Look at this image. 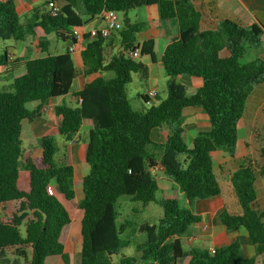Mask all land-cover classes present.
Returning <instances> with one entry per match:
<instances>
[{"label": "trees", "instance_id": "16d2710c", "mask_svg": "<svg viewBox=\"0 0 264 264\" xmlns=\"http://www.w3.org/2000/svg\"><path fill=\"white\" fill-rule=\"evenodd\" d=\"M62 1L56 17L47 7L57 0H47L44 11L34 10L22 21L13 0H0V41H23L37 35L42 52L48 53L50 34L63 44H76L74 31L85 24L83 18L114 10L123 15L124 26L118 31L122 49L105 63L106 39L94 37L83 60L88 72L103 75L74 93L81 98L79 105L55 109L60 118L57 132L66 141L74 139L85 120L92 121L85 151L90 170L77 180L71 164L56 161L59 148L54 133L42 137V156L23 159V144L34 138L32 125L42 116L45 104L73 89L78 70L71 53H48L21 62L10 60L6 49L0 52V69L6 74L26 68L9 88L0 89V204H15L10 220L0 221V264H45L51 256L71 264L65 244L72 216L64 203L82 212L79 264H115L114 257L132 245L135 253H122L120 264H181L187 258V264H255L257 256L264 255V211L257 207L256 188L258 177L264 179V146L263 162L257 170L242 164L231 175L242 213L233 215L224 209L217 216L228 231H247L255 255L243 257L240 237L215 247V253L205 248L186 250L181 238L202 221L193 211L195 202L221 194L213 154L222 151L236 158L240 152L248 99L264 84V58L243 59L250 50L261 47L264 28L225 19L215 30H202V14L192 0ZM153 5L162 20L176 22L178 32L160 44L167 98L152 104L142 96L143 102L151 105L137 111L130 104L128 84L132 74L147 79L149 71L126 53L139 50L140 57L149 55L155 61L156 51L153 40L138 44L137 34L147 24L132 22L128 13ZM192 79H198L200 85L189 94L186 81ZM33 102L38 106L28 109ZM187 108L201 109L210 124L198 131L191 143L183 135L182 118ZM160 127L168 130L162 143L152 138L153 130ZM159 167L183 194L187 208L174 197L157 198L159 184L152 170ZM50 186L54 195L49 194ZM77 189L82 192L79 200ZM121 196L162 207L163 215L156 223L138 226L137 233L146 236L144 241L136 242L135 233L126 235V223H118Z\"/></svg>", "mask_w": 264, "mask_h": 264}, {"label": "crops", "instance_id": "0c3cea01", "mask_svg": "<svg viewBox=\"0 0 264 264\" xmlns=\"http://www.w3.org/2000/svg\"><path fill=\"white\" fill-rule=\"evenodd\" d=\"M13 1L16 5L19 16L23 18V20L26 17H29L34 10L40 9L41 11H44L45 5L47 3V0ZM57 2L60 5H62L63 3L62 0H57ZM192 3L202 14V30H215L219 22L225 19L237 21L243 26H252L254 24H259L264 28V0H192ZM132 14H134V17L130 16ZM128 17L132 22L147 24V26L141 30L144 32V35L141 41H137L138 44H142L147 40H153L155 42V61L149 55L141 56L138 58V61L143 63L148 68V78H152L151 75L152 71H154V68H157L159 66L162 67L160 52L161 41L177 34V24L174 21L162 20L159 15V9L155 5L138 8L136 9V11H129ZM83 20L85 24L78 29L82 37L78 39L76 43L75 52L71 53L74 64L78 70V76L74 81L73 89L66 96L53 98L45 104L44 108H48V110L45 112L42 111V116L37 118L32 125L34 138L25 141V146L23 147L25 158L40 157L43 154V149L40 145L42 137L48 133H54L55 140L59 148L57 154L60 155V160L65 161L74 167L76 180L85 177L90 170L89 165L85 161V151L87 148L88 132L93 126L92 121L85 120L81 130L74 137V139L71 141H66L65 137L57 132V126L59 125L60 118L57 116L55 109L56 107L61 105H66L69 107H76L77 105H79V97H76L74 93L82 90L88 82L103 75L100 72H88V67L85 66V62L83 60V52L85 51L87 44L92 39H94L90 37L89 32L93 28H100L104 25L103 16L100 15L94 18L85 17L83 18ZM48 38L50 40L51 47V41L53 38H56V36L54 34H50ZM263 43L264 36L262 38V44ZM3 44H7L4 45L3 50L6 49L8 51L9 59L12 61L18 59L21 62H26L31 59L43 57L48 53L51 55L65 53L67 50H69L70 46V44H63L61 48L59 42L56 41L54 51L50 50L49 48L48 53H43L40 48L37 35L28 36L23 41H4ZM121 49L122 48L120 46L118 32H114L110 38L106 39L104 62L108 63L111 57ZM25 73V67H21L13 74H6L5 69H0V89L9 88L14 79L24 75ZM151 80H153V83L156 82V78H152ZM186 83L191 85L193 91L200 85V81L198 79L188 80ZM152 88H155L154 84L150 86L149 90ZM157 98H159V94L157 95ZM37 106L38 103L36 102L35 108ZM186 115L191 116L193 121L188 125H184L183 135L185 141L187 143H191L197 132L200 130L208 129L210 124L207 115H203L200 111H198V108L185 109L183 118ZM167 135L168 130L165 127L156 128L152 132L153 140L158 143L164 142ZM61 136L63 137L62 139ZM218 152H215L213 154L214 169H216V155ZM227 156L230 159H234L229 154H227ZM238 168L229 172L230 177ZM152 174L156 177L159 184L158 193H162L163 197L173 198L174 195L176 196L181 193L175 187V185L165 176L162 168L159 167L155 170H152ZM174 192L175 194H173ZM227 195L229 197L228 199H222L220 194L211 199L197 200L195 202L193 211H195L196 208L197 212L194 213L202 216V221L200 223H197L194 229H192L193 227H191L188 233L181 238L183 246L185 245L184 248L186 250H190L194 247L212 249L228 244L235 240L237 237H240L243 244V250L246 247L248 251L247 257L250 258L255 255L254 247L252 246L248 233L245 229L239 228L237 230L228 231L220 222H214V219L217 218L218 214L224 209L228 210V212L233 215L242 213V210L240 211L237 207L234 192L227 191ZM260 198L261 197L259 195L257 201H259ZM64 204L68 209L69 206L67 207L66 203ZM14 210V203L0 204V221H9ZM79 212L80 213L77 214V218L75 219V221L72 219L70 234L65 244V252L70 256L71 264H79L81 260L82 237L80 233V222L82 218V212L80 210ZM208 221L211 222H209V224H206L205 222ZM204 226H206L207 229H204ZM72 256L76 258L74 262H72ZM188 261L189 258H187L181 264H187ZM45 264L66 263L59 256H51L46 258Z\"/></svg>", "mask_w": 264, "mask_h": 264}, {"label": "rangeland", "instance_id": "374dc122", "mask_svg": "<svg viewBox=\"0 0 264 264\" xmlns=\"http://www.w3.org/2000/svg\"><path fill=\"white\" fill-rule=\"evenodd\" d=\"M136 11V9L131 10ZM130 11V12H131ZM134 17V14L130 15ZM123 18V16L121 15ZM23 21V18H21ZM144 32L141 31L137 34V41H141L143 38ZM56 41L59 42L60 47L62 48L63 43L62 41H59L57 38H53L51 41V47L50 50L54 51ZM4 45L2 41H0V52L3 51ZM259 57L264 58V43L261 45L258 49H252L250 50L244 57L243 62H250L252 60H255ZM160 71V72H158ZM151 74V73H150ZM152 78H156V82L153 83L152 78L144 79L141 77L140 74L134 73L132 74V81L128 84V97L131 106L133 109L137 111H143L145 108H148L149 106L146 105L143 100L142 96H147L148 90L151 85H155V88L159 94V98L152 99V104H157L161 100H165L167 98V88H166V76L164 75L163 68L161 66L154 68V71H152ZM187 82V81H186ZM188 93H192V87L190 84L187 83ZM192 90V91H191ZM36 102L29 103L27 105L28 109L33 110L35 109ZM192 109V108H191ZM197 109V108H196ZM198 111H200L203 115L206 116V114L198 108ZM191 116H184L182 118L183 125H188L192 122ZM244 123H245V129H244V138L241 142L240 152L238 156L234 159L228 158L227 154L225 152H218L216 155V169L215 174L220 182L221 185V197L222 199L226 198L228 199L227 191L234 192V188L231 183V177L230 173L232 170H235L238 168L241 164H250L255 170H257L260 165L262 164L263 160L261 157V148L264 146V84L260 85L256 88V90L253 92V94L250 96L247 102L246 106V112L244 116ZM38 136V135H37ZM63 137L61 136V139ZM61 142V141H59ZM57 143V142H56ZM25 144H23V147ZM25 158V155L23 156V159ZM226 158V159H225ZM56 161L60 162V155H56ZM256 188L258 192V196L260 195L259 201H257V207L259 210L264 211V180L259 176L258 181L256 182ZM232 189V191H231ZM175 194V192L173 193ZM163 194L157 193V198L160 200L162 199ZM234 197L236 200V204L238 209L241 211V206L238 203L236 194L234 192ZM82 198V192L81 190L77 189V199ZM174 198H176L180 206L182 208H187L186 199L184 196L180 193L178 195H174ZM72 219L75 221L77 218V214L80 213L78 209L72 207L70 203H66ZM117 208L119 212L118 216V223H126L127 225V233L126 235H131V233H135V241L141 242L144 241L146 236L145 234L137 233V228L140 224L143 223H156L159 218L163 215L162 207L156 203L151 202L148 205H143L141 202H133L131 201V198L129 196H121L118 199L117 202ZM231 210V209H230ZM232 211V210H231ZM196 208H195V211ZM209 222H205L206 224H209ZM214 222H219L217 218L214 219ZM191 227L194 229L196 227V224H193ZM125 235V236H126ZM185 246V245H184ZM134 246H130L128 248H125L121 251L120 255L123 253L127 255H133L134 252ZM12 254V251H10ZM120 255L114 257V263L120 264L119 259ZM243 257H247L248 251L246 247L243 250L242 253ZM11 259H13V256H9ZM75 257L72 256V262L75 261ZM255 264H264V255L257 256V260Z\"/></svg>", "mask_w": 264, "mask_h": 264}, {"label": "built area", "instance_id": "2783aa9c", "mask_svg": "<svg viewBox=\"0 0 264 264\" xmlns=\"http://www.w3.org/2000/svg\"><path fill=\"white\" fill-rule=\"evenodd\" d=\"M47 8H48V13L52 17H56L60 12V4L58 2H50ZM100 15L103 16L104 25L100 28L91 29L89 32L90 37L94 38V37L101 36L105 39H108L111 37V35L114 32H118L123 28L124 22H123V18L121 17L122 15L121 13L114 11V10H109V11H104ZM74 37L77 41L78 39L82 37L78 29L74 31ZM75 47H76V44H70L69 52L74 53ZM126 55L132 60H138V58L140 57V52L139 50H131V51H128ZM157 95H158V92L155 88L150 89L147 93V97L151 100L156 99ZM79 103H81V98H79ZM47 110L48 108H43L42 111L45 112ZM48 191H49V194L51 195L55 194V189L52 186L48 188ZM203 228L207 229L206 226H204ZM211 251L215 253L214 248H212Z\"/></svg>", "mask_w": 264, "mask_h": 264}]
</instances>
